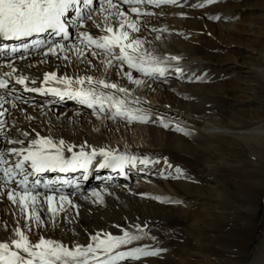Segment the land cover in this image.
Masks as SVG:
<instances>
[{
    "label": "bare ground",
    "instance_id": "1",
    "mask_svg": "<svg viewBox=\"0 0 264 264\" xmlns=\"http://www.w3.org/2000/svg\"><path fill=\"white\" fill-rule=\"evenodd\" d=\"M201 4H203V0H178L176 5L159 8L144 6L142 9L154 13V15L140 18V32L134 34L146 42L143 50L160 57L178 56L180 58L178 62L169 61V65L172 68L179 66L183 72L177 78L176 73L170 71L167 74V82L156 83L148 80L140 86L132 85L123 79L126 67L118 68L113 64L104 63L103 61L110 60V57L94 58L90 53L79 57L75 53L67 51L65 60H56L50 55L44 57L41 53H37L27 56L24 60L13 61L17 67L16 75L26 76L29 86H33L30 83L32 79L37 81L35 86H38L43 80L44 73L51 71H56L58 75L66 74L72 77L92 75L94 80L105 79L108 82L123 83L133 92V96L129 99L139 101V103H132L128 107L142 109V113L150 119L143 123H129L126 118L113 119L114 113L108 110L107 105L104 112L96 109L93 114V110L89 111L86 107L71 100H59L51 96L24 93L22 87L16 85L15 88L27 103L14 101L12 105L5 106L3 109L6 112L4 117L6 121L5 135L11 138L28 131L30 137L39 133L42 136H51L55 140L63 139L66 144L76 145L77 150L82 144H86L89 148L106 146L137 157L146 156L152 161L159 159L161 163L152 164L146 170L129 168L127 172L129 179L127 180L107 170L100 172L98 180L95 172L92 171L87 182L81 179L83 191L78 189L75 195L70 196L76 207L65 205L68 209L67 212L58 213L55 221H50L51 214H46V205H44V210L40 211L39 215L45 223L40 227L32 226L31 218L26 222L18 203L12 204L7 200L6 194H0V242L8 241L14 236L15 228L20 227L30 241L38 242L41 237L52 238L73 250L75 245L86 247L90 242L91 234L97 232L122 234L121 229L135 232V225H141L144 232L147 231L155 238L157 232L153 226H165L168 220L175 218L186 222L189 219L188 225L185 224L187 230H193L192 228L199 230L200 226H203L199 223L208 218L209 210H207L208 208L202 210L201 206L197 207L195 202L197 200L193 198L205 200L212 194L199 185V182L209 177V174H202L200 171L193 174L190 164L197 161V158L203 156L207 151L210 154H217L220 148L215 141L217 138L227 137L232 140H240L246 147L248 146L254 151L256 146H262L264 149V125L244 121L231 111L206 104L208 99H205L201 93H209V90L214 87L212 85H216L212 83V80L217 77L212 79L195 78L197 79L195 81H187L184 77L190 72L200 74L202 71H206L204 69L208 71L212 68L209 62L202 59L208 50L210 52L211 46L199 44L200 35L198 37L196 35L197 40L194 42L184 39L186 33H193L192 26L197 25L196 19H198L196 15H207L208 17L211 14L210 19L216 20V23L211 26L208 23L210 28L219 26L222 31L226 32L233 30L232 22L237 23L235 13L233 14L232 10L221 9L219 2L203 7L199 6ZM121 10L126 11V7H122ZM216 17L219 19L217 20ZM213 31L212 29V34ZM92 32L98 34V30L95 28H92ZM216 36L219 40L224 38V35L217 32ZM3 43L6 42L0 41V44ZM224 62L225 60L222 63ZM224 64H227L232 71L243 68V65L239 64L235 57L228 58ZM0 71H10V68L4 64L0 66ZM262 72L264 73V70ZM3 91L0 90V92ZM108 92L110 93L111 90ZM20 108H23V112L19 111ZM9 116L12 118L10 119ZM25 116L30 119H25ZM157 116L169 124V127L161 126L159 121H156ZM15 128H19L20 133L14 131ZM6 147L7 145H5ZM165 160L168 165L172 166L171 168L163 163ZM222 161L215 162L213 166L215 173L223 171ZM137 164L138 168H142L139 161ZM176 167L182 170V174L179 176L175 172ZM253 167L256 168L255 171L258 174L263 172L262 161H254ZM44 175L51 178L58 174L46 173ZM108 176L112 177L111 181L105 179ZM155 177L164 180L158 181L154 179ZM260 183L264 187V178ZM93 188L100 192L99 199L88 193V190ZM65 191L70 192L71 190ZM42 199L43 197H41ZM209 200L214 202V209H218L223 203L220 193ZM242 200L246 203L244 212L254 210V206L252 207L248 200L246 201L244 198ZM83 211H91V214H83ZM239 211V209L233 210V219L241 218ZM187 230L184 231L181 228L178 231H183V235L189 236L187 233L184 234ZM178 231H172V234L163 238L166 241L163 248L166 254L162 255L164 257L158 254L156 257L142 258L136 262L127 260L124 264H165L166 258L176 251L175 248L170 252L167 249L169 245L173 246L170 241L178 236ZM152 237H149L148 234L142 236L140 240L134 241L133 245L154 248L155 242L152 241ZM187 242L188 240L185 239L178 246L177 251L181 249L180 251L185 252L183 247L194 243L197 247L205 248L208 251L205 246L207 240L203 234L197 233L195 242ZM181 254L179 253V255ZM192 254H196L202 259L200 264H207L204 260L208 258L209 252L205 254L200 251L199 254ZM67 260L68 264H72L71 258H67ZM245 262V264H264V244H258L251 258ZM178 263L186 264L183 260H179ZM168 264L170 263L168 262Z\"/></svg>",
    "mask_w": 264,
    "mask_h": 264
},
{
    "label": "snow or ice",
    "instance_id": "2",
    "mask_svg": "<svg viewBox=\"0 0 264 264\" xmlns=\"http://www.w3.org/2000/svg\"><path fill=\"white\" fill-rule=\"evenodd\" d=\"M215 2L217 0H203L199 6H211ZM177 3L178 0H0V41L6 42L0 44V55L4 56L0 66L6 64L10 68V71H0V90H4L0 92V194H6L14 205L18 203L26 222L31 218L36 227L43 225L45 221L39 212L44 210V205L46 214H51L50 221H55L58 213L67 212L65 205L76 207L70 196L78 189L83 191L81 179L87 182L93 169L98 180L102 170L127 180L129 168L146 170L161 161L106 146L89 148L82 144L77 150L76 145L66 144L63 139L55 140L39 133L30 137L28 131L20 133L19 128L14 129L19 135L11 138L5 135V106L14 101L27 103L16 85L21 86L24 93L71 100L93 110V114L96 109L104 112L107 105L114 113L113 119L126 118L129 123L150 119L142 109L128 107L139 101L129 99L133 92L123 83L94 80L92 75H58L51 71L44 73L38 86L35 79L30 82L33 86H29L26 76L16 75L13 61L37 53L65 60L67 51H71L79 57L86 53L94 58L110 57L103 62L126 67L123 79L135 86L148 80L167 82L170 71L179 78L183 69L169 65V61L178 62V56L160 57L145 51L146 42L134 35L140 32V18L154 15L143 11L144 6L159 8ZM122 7H126V11H122ZM92 28L97 29L98 34H93ZM19 111L23 112V108ZM25 119L30 117L25 116ZM156 121L169 127L159 116ZM137 161L142 168H138ZM163 163L172 167L167 160ZM175 172L178 176L182 174L179 167ZM46 173L58 175L49 178ZM105 179L111 181L112 177ZM88 193L97 199L100 197L96 188L89 189ZM135 229V232L121 229L122 234L97 232L91 234L86 247L75 245L70 250L52 238L30 241L21 228L16 227L14 236L0 242V264H68L67 258H71L72 264H124L127 260L136 262L160 254L162 249L158 247L134 246V241L147 235L141 225H135Z\"/></svg>",
    "mask_w": 264,
    "mask_h": 264
},
{
    "label": "rangeland",
    "instance_id": "3",
    "mask_svg": "<svg viewBox=\"0 0 264 264\" xmlns=\"http://www.w3.org/2000/svg\"><path fill=\"white\" fill-rule=\"evenodd\" d=\"M217 2H219L221 9L232 10V13H235L237 23L232 22L233 30L226 32L222 31L219 26L210 28L216 23V20L210 19L211 14L208 16L209 18L207 15H196L198 17L196 19L197 25L192 26L194 28H192L193 33H186L184 39L194 42L197 40L196 35L197 37L200 35L199 44L211 46L210 52L208 50L202 59L209 62L212 68L208 71L204 69L206 71H202L200 74L190 72L184 77L187 81H195L197 77H206V79L217 77L212 80V83L216 84L212 85L215 88L209 90V93H201L205 99H208L206 104L231 111L244 121L264 125V75H262L264 74L262 72L264 70V0H217ZM217 2L215 3L217 4ZM212 29L215 31H213L214 35L211 32ZM216 32L224 35V38L219 40ZM229 56L237 58L243 68L236 70L237 72L232 71L227 64H224L230 58ZM222 59L225 60L224 63H222L224 61ZM217 60L219 64L223 65L220 66ZM154 82L158 83L157 81ZM231 140L227 137L215 139L220 146L218 153L210 154L207 151L203 156L197 158V161L190 164L193 174H196L197 171L202 174H209V177L200 181L199 185L209 191V194H212L205 200L193 198L197 200L195 201L197 207L201 206L202 210L205 208L209 210L208 218L199 223L203 226H200L199 230L197 228L187 230L185 224L188 225L190 220L187 219L186 222L175 218L168 220L165 226H153L157 232L155 239L146 231L149 237H152V241L154 240L155 247H161L160 254L161 257H164L166 251L163 248L166 241L163 238L172 234V231H178L181 228L184 231L187 230L184 234L187 233L189 236L183 235V231H178V236L171 239L170 242L174 247L169 245L167 251H174V248L176 251L175 255L171 254L166 258L165 264L168 262L179 264V260H183L186 264H200L202 259L196 254H192H199L200 251L205 254L209 252L208 258L204 260L207 264H245V261H248L252 253L256 251V246L264 244V187L260 183L264 178V149L262 146H256L255 152L248 146L246 147L242 141ZM220 160H223V171L215 173L213 166L215 162ZM258 160L262 161L263 172L260 173L261 175L253 167L254 161ZM150 178L153 177L150 176ZM154 179L164 180L156 177ZM219 193L223 203L218 209H214V202L209 199L214 198ZM243 198L248 200L252 207L254 206L253 211H243L246 206ZM238 209L241 218L233 219L232 212ZM83 214L90 215L91 211H83ZM178 223L180 224L178 225ZM197 233L203 234V237L206 238L207 244L205 246L208 251L205 248L197 247L195 243L184 246L185 252L180 251L181 249L178 250L179 252L177 251L178 246L185 239L189 243L195 242ZM179 253L182 254L179 255Z\"/></svg>",
    "mask_w": 264,
    "mask_h": 264
}]
</instances>
